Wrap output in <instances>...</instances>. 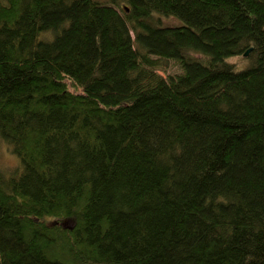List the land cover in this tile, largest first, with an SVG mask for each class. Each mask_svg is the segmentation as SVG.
Listing matches in <instances>:
<instances>
[{"label": "trees", "instance_id": "trees-1", "mask_svg": "<svg viewBox=\"0 0 264 264\" xmlns=\"http://www.w3.org/2000/svg\"><path fill=\"white\" fill-rule=\"evenodd\" d=\"M104 1L0 0V264H264V0Z\"/></svg>", "mask_w": 264, "mask_h": 264}, {"label": "rangeland", "instance_id": "rangeland-1", "mask_svg": "<svg viewBox=\"0 0 264 264\" xmlns=\"http://www.w3.org/2000/svg\"><path fill=\"white\" fill-rule=\"evenodd\" d=\"M102 2H105L104 0H100ZM168 22H163V24H167ZM232 63L236 62V65L239 66V60L237 59H233L231 61ZM167 71L169 74H174V73H178L179 72V69H177V67L174 65H168V68H167ZM166 76V75H165ZM14 159H13V156H11L10 154L4 152V149H3V145L1 144L0 145V167L2 170L4 171H7L8 168H11L14 166Z\"/></svg>", "mask_w": 264, "mask_h": 264}, {"label": "water", "instance_id": "water-1", "mask_svg": "<svg viewBox=\"0 0 264 264\" xmlns=\"http://www.w3.org/2000/svg\"><path fill=\"white\" fill-rule=\"evenodd\" d=\"M247 53H248V51H247V52H245V53L243 54V56H247Z\"/></svg>", "mask_w": 264, "mask_h": 264}]
</instances>
